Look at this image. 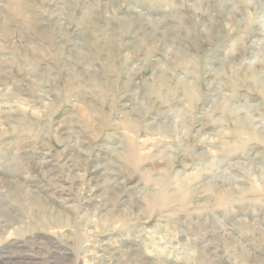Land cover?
Returning a JSON list of instances; mask_svg holds the SVG:
<instances>
[{
	"label": "rangeland",
	"instance_id": "374dc122",
	"mask_svg": "<svg viewBox=\"0 0 264 264\" xmlns=\"http://www.w3.org/2000/svg\"><path fill=\"white\" fill-rule=\"evenodd\" d=\"M0 264H264V0H0Z\"/></svg>",
	"mask_w": 264,
	"mask_h": 264
}]
</instances>
